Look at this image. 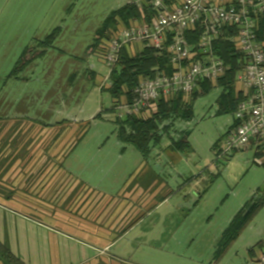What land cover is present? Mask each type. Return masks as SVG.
<instances>
[{
  "label": "rangeland",
  "instance_id": "374dc122",
  "mask_svg": "<svg viewBox=\"0 0 264 264\" xmlns=\"http://www.w3.org/2000/svg\"><path fill=\"white\" fill-rule=\"evenodd\" d=\"M123 3L124 0H0V180L10 170L6 162L38 160L42 155L43 160H56L60 155L55 151L70 144L67 137L71 130L75 131L74 143L62 161L65 167L74 164L71 172L114 195L132 174L133 156L139 152L129 146L124 162L116 156L122 145L110 116L114 104L101 87L109 70L100 55L89 51L97 43L95 31ZM57 28L61 31L52 47L46 49V56L24 69L18 79L11 78L23 52L27 48L38 50V45ZM189 40L194 44L196 37L190 36ZM133 47L131 52L137 53L144 46L139 43ZM221 94V88H213L194 102L190 122H173L174 129L190 133L193 151L165 152L164 157L174 165L169 182L174 193L160 210L164 216L151 214L143 224L168 228V234L164 239L160 234L146 235L139 244L137 261L128 262L256 264L258 244L264 241V208L251 218L221 259L215 260L231 220L245 205L248 208L253 198L264 196V167L253 162V150L217 158L213 145L222 140L234 117L217 115L216 101ZM100 112L102 115L97 117ZM62 122L65 125L60 129L54 127ZM166 237L163 249L150 250L164 243Z\"/></svg>",
  "mask_w": 264,
  "mask_h": 264
},
{
  "label": "crops",
  "instance_id": "0c3cea01",
  "mask_svg": "<svg viewBox=\"0 0 264 264\" xmlns=\"http://www.w3.org/2000/svg\"><path fill=\"white\" fill-rule=\"evenodd\" d=\"M122 6H125V0ZM100 27L95 31L96 36ZM235 88L243 97L240 88ZM235 123L233 117L222 140L217 146V143L213 145L217 154ZM175 124L170 125L162 142L153 146L148 156L137 150L139 154L133 156L135 168L116 195L97 189L90 179L84 180L71 172L74 164L64 166L62 161L74 143V130L69 131L68 147L60 146L55 151V155L60 156L54 161L43 160L44 152L39 151L42 156L37 157L38 160L6 162L5 167L10 170L0 180V244L22 264H132L128 261H137L141 253L139 244L141 246L146 235L160 234L164 239L168 234V228L144 227L143 224L151 214L164 216L160 210L174 193L169 186L174 165L164 157L165 152H175L171 143L180 135L190 137L185 130L174 129ZM54 127L60 129L62 125ZM117 140L122 147L116 156L124 162L129 146ZM250 149L254 153L253 162L260 165L253 146L241 152ZM110 157L114 158L111 154ZM78 165L82 170L80 162ZM178 177L182 176L178 174ZM257 193L258 190L254 195ZM166 244L167 237L164 243L150 250L159 251ZM258 246L260 255L264 251L261 248L264 241ZM0 264L4 263L0 260Z\"/></svg>",
  "mask_w": 264,
  "mask_h": 264
},
{
  "label": "built area",
  "instance_id": "2783aa9c",
  "mask_svg": "<svg viewBox=\"0 0 264 264\" xmlns=\"http://www.w3.org/2000/svg\"><path fill=\"white\" fill-rule=\"evenodd\" d=\"M145 0H125V5L141 8ZM156 15L149 22H134L120 29L96 54L109 70L101 87L110 86L111 74L124 48L143 44L168 59L170 73H159L154 79L141 81L132 100L115 108L114 122L128 116L149 117L156 103L177 95L186 97L206 82L217 83L228 66L215 50L219 40L230 41L242 55L235 86L243 94L234 114L237 125L227 134L218 159L253 146L260 165L264 164V0H178L168 6L164 0H153ZM190 36H195L191 43ZM109 116V115H108ZM264 264V251L258 257Z\"/></svg>",
  "mask_w": 264,
  "mask_h": 264
},
{
  "label": "trees",
  "instance_id": "16d2710c",
  "mask_svg": "<svg viewBox=\"0 0 264 264\" xmlns=\"http://www.w3.org/2000/svg\"><path fill=\"white\" fill-rule=\"evenodd\" d=\"M145 0L142 7L136 5H125L112 11L105 19L97 33V43L90 47V52L99 51L100 47L110 41V39L120 31V26L130 27L134 22H149L150 17L156 15L151 2ZM168 6L177 5L178 0H164ZM61 29H55L43 42L38 50L26 49L10 77L18 79L19 74L36 60L46 56V49L52 47L57 39ZM42 48L43 50H40ZM215 50L218 57L223 60L230 71L219 79L217 83L206 82L201 85L199 91L186 97L177 95L173 99H161L156 103V110L149 117L128 116L125 119L115 121L117 125V138L126 146H134L143 156H148L151 148L159 145L165 132H168L170 125L175 120L190 121L194 116L193 104L198 97L208 94L213 88H221L222 94L216 101L218 111L217 115H234L238 104L243 100L241 94L237 93L235 88L236 76L240 71L239 60L242 55L235 49L234 45L225 39L215 43ZM170 73L168 59L161 56L158 51L145 47L138 53L131 52L124 48L120 55V60L111 74L110 86L103 87L102 91L110 94L115 108L123 103H129L134 95L135 87L143 80L154 79L162 72ZM100 112L97 117H100ZM59 125L64 126V122ZM237 123H235V126ZM219 143L216 144V146ZM171 146L178 152H190L192 147L187 134L180 135L177 140H173ZM261 153H256V158H260ZM264 167V164L261 165ZM264 208V196L262 198H253L250 206L240 211L232 220L228 228L224 231L218 244L215 260L218 262L226 251L227 247L238 239L243 230L247 227L251 218ZM0 260L4 264H22L10 251L0 244Z\"/></svg>",
  "mask_w": 264,
  "mask_h": 264
}]
</instances>
